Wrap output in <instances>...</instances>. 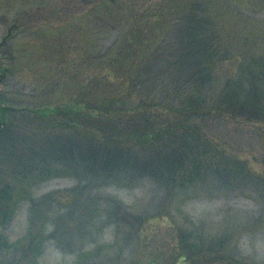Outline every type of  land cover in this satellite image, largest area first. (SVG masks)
Here are the masks:
<instances>
[{"label": "rangeland", "instance_id": "rangeland-1", "mask_svg": "<svg viewBox=\"0 0 264 264\" xmlns=\"http://www.w3.org/2000/svg\"><path fill=\"white\" fill-rule=\"evenodd\" d=\"M0 264H264V0H0Z\"/></svg>", "mask_w": 264, "mask_h": 264}, {"label": "trees", "instance_id": "trees-1", "mask_svg": "<svg viewBox=\"0 0 264 264\" xmlns=\"http://www.w3.org/2000/svg\"><path fill=\"white\" fill-rule=\"evenodd\" d=\"M192 101H194V100H192ZM4 121H6V120H4ZM7 123V121L6 122H4V124H6ZM151 134H152V132H151ZM153 136V135H152ZM151 137V136H150Z\"/></svg>", "mask_w": 264, "mask_h": 264}]
</instances>
